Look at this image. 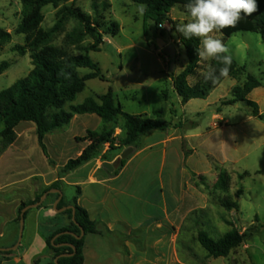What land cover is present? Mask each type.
<instances>
[{
  "label": "rangeland",
  "instance_id": "rangeland-1",
  "mask_svg": "<svg viewBox=\"0 0 264 264\" xmlns=\"http://www.w3.org/2000/svg\"><path fill=\"white\" fill-rule=\"evenodd\" d=\"M71 3L70 1L62 4L58 8L52 5L45 7L41 28L45 31L55 28L59 19L57 12ZM75 7L92 18L99 19L100 22H117L120 33L116 36H105L101 51L89 53L90 58L99 64L106 81L100 79L88 81L85 90L77 96L73 105H80L88 98L97 99L112 88L115 99L124 112L175 123L185 116L189 121H196L200 127V134H204L202 138L191 143L197 148L196 153L185 167V173H181L178 166L176 178L177 184L181 180L184 183L189 182L188 174L190 175L192 171L203 174L204 177L192 176V189L184 197V221L182 224L178 221L174 229L169 228L167 259L156 264H264V42L261 35L239 32L226 38L221 33H213L229 48L238 67L245 68V71L224 80L207 99L192 100L183 112L179 98L174 92L170 74H180L188 61L168 21H163L161 28L154 21L146 20L145 7L131 0H79ZM22 18L23 6L20 0H0V28L12 35L11 43L0 52V65L3 63L9 65L0 75V92L27 76L33 68L30 53L21 54L14 50L15 46L25 44L24 36L17 32ZM169 18L179 25L187 22L189 16L184 8L177 6L171 11ZM77 27V21L73 19L65 21L52 35L51 45L66 47L75 54L84 53L79 48L93 43L89 36L76 46L67 43V36ZM161 30L167 32L166 38L163 39L177 50L173 71L170 69L172 61L169 56L157 48ZM211 60H202L199 70L201 75L206 73ZM80 72L85 75L91 70L81 69ZM249 75L257 77L262 83V86L248 97V101L258 105L261 119L252 116L253 107L248 102L225 105L233 99V87L244 84ZM194 81L190 80L191 83ZM164 90L168 92V100L162 94ZM213 114L220 115L221 122L218 118L213 120ZM77 118L72 126L65 129L70 135L83 132L84 125L90 130H95V119L84 115H78ZM189 121H184V127L192 126ZM3 128L4 125L0 123V131ZM32 128L37 127L30 122H23L16 128L18 135L20 133L26 135L20 142L23 140L27 142L29 167L25 166L23 170L22 161H18V158H14L12 164L10 161L6 162L4 169L2 163L0 172L4 171L6 173L4 177L7 179H3L0 174L1 185L33 171L47 172L46 160L38 145L37 133H32ZM97 129L100 130L101 126ZM117 129L122 132L119 126ZM115 134L119 135L120 132L116 130ZM77 146L75 141L69 142L67 153L72 159ZM183 147L185 148V142ZM153 157L155 160L152 163L148 161L144 168L148 169L146 175L155 180L162 169V160L160 154ZM175 170L176 164L172 163L169 157L162 169L163 177H168ZM221 172H227L230 176V187L227 192L215 187V181ZM30 183L37 184L35 180ZM193 186L197 189L195 190ZM176 190L177 187L173 191L167 190L169 212L175 204ZM240 190L244 192L242 195H239ZM74 192V189L67 190V193ZM16 193L11 191L2 194L0 200H5ZM154 193L153 190L152 195L145 200L151 199L154 203L156 198ZM19 194L28 200L29 194L26 190ZM223 202H236L238 208L227 210L222 206ZM44 203L47 205L52 202L46 199ZM3 219L0 217V221ZM232 228L241 233H248L244 244L227 258L208 259L207 251L197 242L198 232L205 230L213 239L219 240ZM164 250L162 246L160 251L163 253ZM154 253L152 251L150 254L152 259L156 256ZM154 263L151 260L146 264Z\"/></svg>",
  "mask_w": 264,
  "mask_h": 264
},
{
  "label": "trees",
  "instance_id": "trees-1",
  "mask_svg": "<svg viewBox=\"0 0 264 264\" xmlns=\"http://www.w3.org/2000/svg\"><path fill=\"white\" fill-rule=\"evenodd\" d=\"M23 6V18L18 27V34L24 36L25 44L17 45L14 50L21 54L30 53L32 70L27 76L17 80L12 86L0 92V123L4 128L0 131V154H3L17 140L16 128L23 122L34 123L37 127L38 145L51 167L55 163L51 159L45 138L49 134L61 132L69 127L73 118L77 115H97L102 120V128L99 131H88L84 138H77L78 141L89 142L81 155L75 159H70L66 166L59 172V180L39 194L35 200L22 202L17 222L20 223L21 211L41 200V197L51 191L60 190V178L68 172L74 171L80 166L100 158L103 161L113 160L109 153L112 150L122 151L127 148H138L143 137L150 131L165 132L172 127L177 128L172 122L160 121L149 118L145 115H132L123 111L116 101L112 88L97 99L88 98L80 105H73L77 96L81 94L87 82L93 79L106 81L99 64L95 63L89 56L91 52H100L104 45L105 36H116L120 33L119 24L115 21L109 23L100 22L97 18L85 14L80 8L75 7L79 0H20ZM72 2L70 6L62 7L58 12V23L51 31L41 28L44 20L43 10L52 5L58 8L62 4ZM132 2L145 7L146 20L154 21L156 25L168 21L172 25V31L176 34L178 43L183 47L187 58V65L184 70L176 75L170 74L173 88L179 97L181 104L186 105L192 100H205L211 92L218 88L221 83L229 77H235L245 71L239 68L237 62L232 57V64L228 77H221L213 84L205 81L204 74L201 75L202 59L197 55L196 50L201 47L200 40L196 37L185 39L177 29V24L169 16L171 11L179 6L185 9V4L190 0H131ZM259 9L251 16H244L235 28H226L219 32L224 37L229 38L239 32H251L261 35L264 42V0H257ZM73 19L78 22V27L67 36V43L71 46L80 44L85 37L89 36L93 43L79 48L82 54H75L66 47L51 45L52 35L61 25ZM167 32L161 30L160 37L166 38ZM12 41V35L0 28V52ZM8 63L0 65V75L8 68ZM211 67L218 69L223 65L212 59ZM81 69H89L90 73L82 75ZM194 79V83L190 80ZM262 86L261 81L252 75L247 76V81L242 85H237L232 89L233 99L225 105H235L238 102H248L252 107V116L261 119L258 105L248 101V96L257 88ZM163 96L168 100V92L162 91ZM124 121L122 131L124 136H116L115 132L120 121ZM109 145L110 150L103 154L105 145ZM118 149H114L115 146ZM128 159V158H127ZM123 160L122 167L126 160ZM216 189L227 192L230 187V176L227 172L218 175ZM77 189V196L71 204L75 208V221L73 222V211L71 209L64 212L70 223L62 226L53 234L47 237V249L53 253L52 263L56 264L57 257L73 254V256L60 257L59 264H84L85 237L90 234H99L98 226L92 221L88 212L78 204L80 189ZM243 190L239 191L242 195ZM58 198L59 195H49ZM46 206V203L39 208ZM222 206L227 210L237 209L238 204L223 202ZM67 207L64 199L60 201L57 209ZM27 215V213H26ZM25 215V217H26ZM81 230L85 236L77 239L74 235L80 236ZM69 232L71 234H65ZM60 233L54 243L53 239ZM248 237V233H241L236 228H232L221 239H213L205 230H201L197 235V242L207 251L208 259L227 258L237 248H239ZM72 245L73 248L69 247ZM5 260L11 259L15 252H0ZM42 256L35 259L34 264H40Z\"/></svg>",
  "mask_w": 264,
  "mask_h": 264
},
{
  "label": "crops",
  "instance_id": "crops-1",
  "mask_svg": "<svg viewBox=\"0 0 264 264\" xmlns=\"http://www.w3.org/2000/svg\"><path fill=\"white\" fill-rule=\"evenodd\" d=\"M191 102L182 105L180 101L183 112ZM77 116L73 118L69 127L77 121ZM84 116L95 119V130H90L88 126L84 125L85 130L78 134L70 135L64 130L46 136L45 144L48 143L46 145L48 153L55 163V167H51L44 157L46 173L33 171L24 177L20 176L12 181H6L4 185L0 184V196L7 192L11 193V191L17 192L5 200H0V217L4 218L3 221H0L1 249L12 248L18 241L20 223L17 222V218L21 203L35 200L39 194L59 180V172L72 159L71 155L67 153L69 142L73 140L78 144L74 155L75 159L89 145L88 141H78L77 138H84L88 131L99 130L97 129L99 126L102 128L103 123L99 116L95 114ZM215 118H218L220 122L222 120L218 114H213L212 119L215 120ZM184 121L189 120L184 116L181 121L172 122L173 125L180 123L182 125H178L177 128L172 127L165 132L150 131L143 137L140 146L133 148L134 151L125 164L115 172L105 169L103 163H113L126 148L122 151L112 150L109 153L113 156L111 161L94 159L60 178L62 199L67 206H73L71 202L77 196L76 188H79L81 193L78 196V204L88 212L90 219L95 221L98 226L99 234H90L85 237L84 264H146L151 260L156 264L167 259L169 228L174 229L178 221L180 224L184 221V197L192 189V176L199 177L201 175L204 177L203 174L192 171L190 175L188 174L189 182L184 183L181 180L177 184L178 166L181 168L180 172L185 173V167L197 150L191 143L204 135L200 134V127L196 121H189L192 123L191 127H184ZM123 125L124 121H120L121 129ZM117 131L120 134H116V136H124L123 131L121 132L120 129ZM31 132L37 133V128H32ZM25 137L26 135L22 133L17 134L16 142L1 155L0 166L3 163V169L5 168L4 164L9 161L12 164L14 158L22 161L23 170H25V166L29 167L27 142L24 140L20 142ZM183 142H185V148ZM114 149H118V146L116 145ZM109 150L107 144L103 154ZM157 154H160L162 169L170 157L171 162L176 164V170L164 178L161 169L157 178L152 180L146 175L148 169L144 167L148 161L152 163L155 160L153 156ZM4 173V171L0 172L2 177L6 175ZM3 179L6 180L7 177ZM32 180H35L37 184H31ZM175 187H177L176 200L169 212L167 190L173 191ZM194 188L197 189V187ZM72 189L75 191L73 194L67 193V190L71 191ZM25 190L29 194L28 200L19 194ZM153 190L156 197L154 203L151 199L145 200L152 195ZM47 199L52 203L27 212L20 247L14 251L15 255L9 260H5L0 254V264H34L35 259L39 256H42L40 264L52 263L53 253L47 249L46 239L62 226L69 225L70 220L67 215L63 214L66 211L56 212L54 210V204L58 198L48 196ZM162 246L165 249L163 253L160 251ZM152 251L156 255L153 259L150 257Z\"/></svg>",
  "mask_w": 264,
  "mask_h": 264
},
{
  "label": "clouds",
  "instance_id": "clouds-1",
  "mask_svg": "<svg viewBox=\"0 0 264 264\" xmlns=\"http://www.w3.org/2000/svg\"><path fill=\"white\" fill-rule=\"evenodd\" d=\"M189 16L187 22L177 25V31L185 39L196 37L201 47L197 55L204 61L217 60L223 66L218 69L209 66L204 74L205 81L215 84L219 78L228 77L232 56L225 43L215 37L226 28H235L244 16H251L259 9L257 0H190L185 4Z\"/></svg>",
  "mask_w": 264,
  "mask_h": 264
},
{
  "label": "water",
  "instance_id": "water-1",
  "mask_svg": "<svg viewBox=\"0 0 264 264\" xmlns=\"http://www.w3.org/2000/svg\"><path fill=\"white\" fill-rule=\"evenodd\" d=\"M157 48L160 49L162 51L163 54H165L166 56H169L170 60L172 61L171 62V65H170V69L171 71L174 70V67H175V59H176V54H177V50L176 48L173 46V45H168L167 42L163 39V38H160L158 40V43H157ZM134 149L132 147L130 148H127L126 150H124L120 156L113 162V163H109V162H104L103 163V167L105 169H107L108 171L110 172H115L121 165L122 161L129 158V156L133 153ZM50 194H57L59 195L58 199L56 200L55 204H54V210L56 212H64V211H67L69 209H71L73 211V222L76 223L75 221V208L74 206H67V207H64L60 210L57 209V206L58 204L60 203V201L62 200L63 198V192L59 189L57 190H51L47 193H45L42 197H41V200L38 202V203H35L33 205H29L27 207H25L22 211H21V215H20V232H19V238H18V241L16 243L15 246H13L12 248H0V252H10V251H16L20 245H21V242H22V239H23V233H24V229H25V215L26 213L31 210V209H35V208H39L44 202L45 200L47 199V197L50 195ZM77 224V223H76ZM62 234L64 233H60L58 234L52 241V243H54V241L60 237ZM65 234H71L69 232H65ZM77 239H81L85 236V232L83 230H81V235L80 236H77V235H74ZM69 247L73 248L72 245H69ZM65 256H73V254H69V255H63V256H60V257H65ZM60 257H57L56 260H55V263L56 264H59V259Z\"/></svg>",
  "mask_w": 264,
  "mask_h": 264
},
{
  "label": "built area",
  "instance_id": "built-area-1",
  "mask_svg": "<svg viewBox=\"0 0 264 264\" xmlns=\"http://www.w3.org/2000/svg\"><path fill=\"white\" fill-rule=\"evenodd\" d=\"M159 26H160L161 28H163V25L160 24Z\"/></svg>",
  "mask_w": 264,
  "mask_h": 264
}]
</instances>
